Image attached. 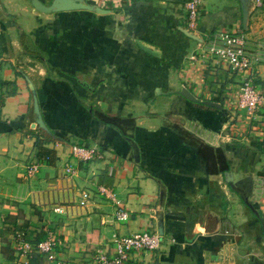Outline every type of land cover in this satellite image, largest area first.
<instances>
[{
  "label": "crops",
  "instance_id": "crops-1",
  "mask_svg": "<svg viewBox=\"0 0 264 264\" xmlns=\"http://www.w3.org/2000/svg\"><path fill=\"white\" fill-rule=\"evenodd\" d=\"M82 1L106 10L42 12L29 0H0V264H48L41 253H17V230L32 241L54 235L61 264H92L113 234L158 233V217V247L132 251L124 264H264V108L236 107L246 76L264 94V0H252L245 27L238 0H201L192 25L184 0ZM227 26L244 34L250 69L201 52ZM26 78L47 131L33 122ZM93 109L134 118L137 158L127 136ZM179 129L222 147L234 179L251 175L257 214L222 172H207ZM43 136L49 156L35 142ZM77 144L97 147L102 158L77 160ZM100 184L126 220L115 218L117 204Z\"/></svg>",
  "mask_w": 264,
  "mask_h": 264
},
{
  "label": "built area",
  "instance_id": "built-area-1",
  "mask_svg": "<svg viewBox=\"0 0 264 264\" xmlns=\"http://www.w3.org/2000/svg\"><path fill=\"white\" fill-rule=\"evenodd\" d=\"M201 0H184L183 6L186 12L188 23L192 25L197 16L198 5ZM201 52L204 55H212L213 57L223 60L234 70H247L251 67L253 57L246 49L245 37L242 31H234L226 28H219L212 31ZM261 105L264 108V94L256 90L251 80V76H246L238 84V94L236 99V107L253 110ZM70 154L77 160H89L102 158L103 153L100 149L88 145H73ZM36 163L32 162L27 165V171H34ZM64 172L68 175L73 169L70 164H65ZM99 193L113 199L111 190L103 184L97 187ZM87 197L85 192L79 204L83 205ZM114 210V216L119 220H126L127 211L118 205V201ZM13 240L15 250L19 255L27 256L32 252L44 255L48 264H61L55 256V244L57 240L54 235H49L43 239L32 241L25 237L22 230L13 232ZM160 243V235L156 231L140 230L129 234H113L111 238V248H98L92 259V264H124L129 258V254L136 250H152L158 247Z\"/></svg>",
  "mask_w": 264,
  "mask_h": 264
},
{
  "label": "water",
  "instance_id": "water-1",
  "mask_svg": "<svg viewBox=\"0 0 264 264\" xmlns=\"http://www.w3.org/2000/svg\"><path fill=\"white\" fill-rule=\"evenodd\" d=\"M31 5L38 11L42 12H49V11H57V10H68V9H74V8H93L95 10H106V9H101L98 6H94L88 3L83 2L82 0H50L49 3L45 4L41 0H29ZM240 3V9H241V24L242 27L246 26V20L248 17L249 13V8L252 3V0H238ZM183 33L186 35L197 38V36L193 33H191L187 29H181ZM147 51L149 49L145 48ZM28 88L30 90V96H31V111L33 113V122L37 127L40 129H43L47 131V127L41 117L40 111H39V106H38V101L37 97L35 94V90L33 88V85L29 78H26ZM178 92L183 95L184 97L194 100L195 96L192 95L186 88H181L178 90ZM204 104L212 105V106H219V104L215 101L211 100H203L202 101ZM128 141L131 143L133 150H134V157L137 158V148L133 140L129 137H127ZM223 179L225 182L228 183V185L238 193L239 197L241 200L255 213L257 214L255 208L251 204V202L248 200V195L251 192V184H252V179L250 174H246L243 177L234 179L232 172L228 169L226 171L222 172ZM164 194V189L161 186L159 189V195H158V201L159 204H161L162 198ZM158 233H161V218L158 217ZM154 264H157V260L154 262Z\"/></svg>",
  "mask_w": 264,
  "mask_h": 264
},
{
  "label": "trees",
  "instance_id": "trees-1",
  "mask_svg": "<svg viewBox=\"0 0 264 264\" xmlns=\"http://www.w3.org/2000/svg\"><path fill=\"white\" fill-rule=\"evenodd\" d=\"M183 1V0H182ZM24 33H19V39L22 40ZM31 54L39 55L37 50H28ZM92 115L94 118L101 123L107 124L115 128L122 136H131V129L134 125V118L132 116H121L115 114H108L98 109L92 110ZM180 136L182 139L186 140V142L193 144L198 154L203 158L205 162V168L209 173H218L223 172L229 169L228 162L226 159L225 152L220 146H212L207 143L200 141L196 136L185 129H179ZM44 136L40 138H36L35 142L37 147L41 149L45 155L49 156L50 151L45 148H41V142L44 140Z\"/></svg>",
  "mask_w": 264,
  "mask_h": 264
},
{
  "label": "rangeland",
  "instance_id": "rangeland-1",
  "mask_svg": "<svg viewBox=\"0 0 264 264\" xmlns=\"http://www.w3.org/2000/svg\"><path fill=\"white\" fill-rule=\"evenodd\" d=\"M227 29H230L229 26H227ZM216 30V29H215Z\"/></svg>",
  "mask_w": 264,
  "mask_h": 264
}]
</instances>
